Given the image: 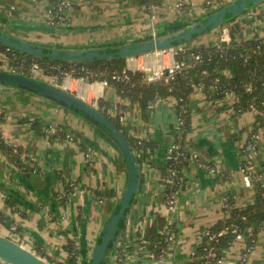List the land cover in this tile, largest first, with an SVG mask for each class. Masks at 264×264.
Segmentation results:
<instances>
[{
	"label": "crops",
	"instance_id": "0c3cea01",
	"mask_svg": "<svg viewBox=\"0 0 264 264\" xmlns=\"http://www.w3.org/2000/svg\"><path fill=\"white\" fill-rule=\"evenodd\" d=\"M69 1L72 7L66 10L65 19L51 24L49 20L56 0H0V28L42 44H111L159 32L202 15L226 0H161L153 6H159L160 14L158 17L152 14L150 19L146 17V7L138 0ZM175 1L183 4L180 8L183 12L191 10L194 13L171 18L168 22L161 19L156 26L152 19L172 15ZM230 22H235L230 28L232 40L264 36V2ZM241 24L249 26L243 31ZM223 27L216 29L221 32ZM234 33L237 34L235 37ZM206 36L208 38H200L201 45L216 43L212 37L216 35L208 32ZM3 56L0 51V68L5 65ZM170 60V53L154 51L127 58V66L131 70L152 68ZM66 78L62 82L66 87L89 102L97 101L103 110L106 105L101 107L100 100L128 112L130 133H142L141 138H149L156 145L155 152L147 160L140 161V189L127 209L118 245L120 254L125 257L123 264H139L138 251L149 253L148 258L156 260L153 264H187L205 231L224 218L223 196L227 194L235 206L245 207L255 200L258 189L264 187V125L257 131L256 148L250 157L254 166L250 185L245 184L241 169L249 159L245 146L251 138L255 110L237 109L238 95L233 92L214 102L196 88L190 100L192 131L189 137L195 149L191 152L198 155V160L184 168L186 183L179 194L177 192L179 209L165 223V228H176L177 233L168 240L163 256L151 255L148 245L141 243L142 237L157 242L163 235L168 236L161 233L160 221L155 218L154 211L163 206L162 203L168 210L172 209L165 202L166 185L161 174L167 148L177 131V100L172 95L156 98L154 106L147 109V121H143L139 103L121 96L113 84ZM0 111L4 114L0 128L5 139L22 146L38 163L34 174L27 175L19 171L0 149V209L9 215L7 212L11 210L6 198L17 197L15 208L10 207L18 211L14 213L16 219L13 222L19 225L23 237L40 250L39 254L44 251L46 257L52 256L59 264H86L91 252L90 237L96 246L107 218L119 200L118 197L115 202L106 201L99 191L109 189L113 195L117 191L120 196L126 182L119 150L80 115L39 94L2 82ZM35 120L43 123V132L37 129ZM55 129L58 134L54 133ZM83 152L89 157L87 165ZM202 161L215 166V171L200 165ZM68 182L75 183V191H68ZM95 200L105 206L96 210L99 220L91 222L89 214ZM140 223L143 225L139 226ZM247 238L233 240L224 249L220 264H234L246 248ZM69 240L80 251L74 260L66 247ZM54 255L64 258L56 259ZM0 264L8 263L0 259ZM244 264H264V225L257 230L254 248Z\"/></svg>",
	"mask_w": 264,
	"mask_h": 264
},
{
	"label": "trees",
	"instance_id": "16d2710c",
	"mask_svg": "<svg viewBox=\"0 0 264 264\" xmlns=\"http://www.w3.org/2000/svg\"><path fill=\"white\" fill-rule=\"evenodd\" d=\"M138 1L143 3L149 11L153 9L154 5L161 3V0ZM57 2L59 0H56L55 6ZM0 51L3 52L5 64L1 68L19 71L25 75H33L31 71L33 63H37L39 69H42L44 73L56 75L59 81L62 80L63 71H71L75 68L73 75L80 77L86 74V71L82 67L90 68L99 74L100 79H107L109 83L113 84L121 96L129 98L133 103H139L146 118H148L147 109L151 100L168 95L174 96L177 100V115L182 120V124L180 131L176 132L168 148L176 142L180 144V149L184 150L187 155L192 153L189 149V145H191L189 133L192 131L191 94L200 85L208 100L215 102L233 92L238 95V100L235 104L237 109L246 110L253 108L256 112V118L251 135L257 133L259 127L264 125V36H255L244 40H232L230 42L220 41L211 45L179 48L175 52V59L183 64L177 69L175 78L169 82L164 80L147 81L144 79V72L139 69L129 70L130 78L126 81L113 79L112 73L114 71L121 72L123 68L127 67V59L122 57L92 61H69L29 54L19 49L9 48L1 42ZM55 65H60L61 69H57ZM99 104L101 107H104V105L113 106V104L102 100L99 101ZM117 108L120 109L119 107ZM117 117L119 120V114ZM111 118L120 126L117 120L112 116ZM3 119L4 114L0 111V121ZM34 124L37 126V129L43 132L42 122L35 120ZM124 131L135 149L144 151L146 148H150L149 155L155 152L156 145L149 138H142V143H139L138 139L140 137L134 138L126 130ZM54 133L58 134V129H55ZM64 136L68 137L65 133ZM0 149L19 171L27 175L34 174L38 166L37 161L22 146H16L8 142L3 136L1 128ZM189 164L184 159L167 158L165 154V161L162 164L163 175L167 173L170 165L183 169ZM74 185V182L72 184L68 182V191H74ZM177 187L167 185L166 192L176 190ZM99 194L107 196L111 195L112 191L106 189L99 191ZM231 201L233 203L232 199ZM6 202L12 208H15L18 199L15 196H9L6 198ZM117 208L118 204L114 209ZM0 220L11 231H20L19 225L3 213H0ZM233 224H237L244 234L248 236V243L254 239L253 243L255 244L257 230L264 225V187L258 189L255 200L247 206L237 207L233 203L231 211L227 212L224 218L209 228L213 232L227 228V232L220 236L219 241H210L208 235L204 234L201 243L191 254V258L187 264H219L216 257L213 258L209 255V248L211 246L215 247V249L218 248V255H222L223 250L230 246L234 240L235 234L231 231ZM13 225L15 226L14 229L12 228ZM167 243L168 236L163 235L159 241L150 240L147 245L150 252L154 256H158L162 249L166 248ZM66 247L70 251V256L73 260L80 254L79 249L73 241L69 240ZM41 253L45 254L44 251H41ZM49 259L54 258L51 256ZM124 259L123 253L119 254L116 264H123Z\"/></svg>",
	"mask_w": 264,
	"mask_h": 264
},
{
	"label": "water",
	"instance_id": "95a60500",
	"mask_svg": "<svg viewBox=\"0 0 264 264\" xmlns=\"http://www.w3.org/2000/svg\"><path fill=\"white\" fill-rule=\"evenodd\" d=\"M262 2L264 0H226L202 15L166 27L159 32L111 44H42L20 38L2 28H0V42L29 54L49 56L54 59L69 61H92L118 57L127 59L159 49L185 45V42L199 35L225 26V23L234 20ZM229 34L232 35L230 28ZM0 82L39 94L73 111L109 138L119 150L126 170V182L119 196L118 208L109 214L101 239L92 249L87 262V264H111L122 236L127 209L140 189V160L133 144L127 138L123 128L118 126L102 108L70 90L63 83H53L34 75H25L22 72L5 68H0ZM0 259L8 264H53L1 232Z\"/></svg>",
	"mask_w": 264,
	"mask_h": 264
},
{
	"label": "built area",
	"instance_id": "2783aa9c",
	"mask_svg": "<svg viewBox=\"0 0 264 264\" xmlns=\"http://www.w3.org/2000/svg\"><path fill=\"white\" fill-rule=\"evenodd\" d=\"M176 6L178 8H182L183 4L181 2H178L176 4ZM72 7V4L70 1L68 0H59V2H57L56 6L54 7V9L51 12V17H50V23L51 24H57L58 22H61L65 19L66 15L64 14V10L65 9H69ZM230 42L232 41V37L229 34V27L228 26H224L221 32V42ZM186 47V45H180L178 47H169V48H165V49H159V50H155L158 52H162V53H170L172 55V60H170L168 63L165 64H161V65H157L154 66L152 68L149 67H145V68H139V70H142L144 72V79H146L147 81H155V80H164L166 82H169L171 79L175 78V74L177 69H179L182 66V62H178L175 59V52L177 49L179 48H184ZM10 48V47H9ZM154 52V51H152ZM149 53V52H148ZM199 56V55H197ZM55 67L57 69H61L60 65H55ZM83 70L86 71V74L77 77L78 79L82 80V81H87V82H91V81H101L104 84H108V80L107 79H100L99 78V74L97 72H94L93 70H91L90 68H85L82 67ZM39 70V65L37 63H33L31 65V71H37ZM129 70H131L128 66L123 68L121 72H116L114 71L112 73V78L116 79V80H128L130 78V73ZM136 70V69H135ZM75 71V68H73L71 71H63V79L65 77H75L73 75ZM248 88H250L248 86ZM198 89H202V86L200 85L198 87ZM94 104H96L97 106L98 103L97 101L93 102ZM154 106V100H151L148 104L149 108H152ZM116 107V106H114ZM104 111L110 115L113 111V106L109 105L106 106L104 108ZM119 120L122 121L124 120V113L120 112L119 113ZM181 124H182V120L180 119V117L178 116V124H177V131H180L181 128ZM49 130H51L49 128ZM176 134V133H175ZM69 136V135H68ZM256 136L257 133L252 134L251 138L247 141V144L245 146V151L248 153L249 159L243 163L241 165V169L244 173L243 178H244V182L247 185H250L252 183V171H253V163L251 162V154L252 152L255 150L256 148ZM139 143H142V138L140 137V139H138ZM90 150H88V154H90ZM135 152L137 149H135ZM150 152V148H146L144 150V153L147 155V157H149L150 155L148 154ZM166 157L167 158H177L179 160H185L188 163H192L194 162V160H198V155L196 153H191V154H186V152L182 149H180V144L174 142L166 151ZM137 154V152H136ZM138 157H139V152H138ZM146 157V160H147ZM140 158V157H139ZM202 166L207 167L210 171H215V166H213L211 163L209 162H205L202 161L199 163ZM184 169V168H183ZM183 169H180L178 166H172L170 165L168 167V171L166 174H164V180L166 183V186H178L176 190H173L171 192H166L165 195V202L168 205L169 208H174L177 204V192L179 189H181L182 187H184L186 181H185V175L183 173ZM72 184V182H71ZM74 188H76V185H74ZM223 207H224V213L226 214L227 212H230L231 209L233 208V203L230 199V196L225 194L223 196ZM12 228L14 229L15 226L13 225ZM231 231L235 234V238L237 239H242L245 238L246 235L244 234V232L239 228V226L237 224H233V226L231 227ZM227 232V228H223L218 232H213L210 229H207L205 231V234L208 235V238L210 241H219V238L222 234ZM11 233L13 234L14 231H11ZM174 237V234H168V240L172 239ZM149 242L148 239H143V243L145 245H147V243ZM254 239H252V241L250 243L247 244L246 248L243 250V252L240 253L239 258L236 260V262H234V264H244L245 261L247 260L250 252L252 251V249L254 248ZM119 247V246H118ZM218 249V248H217ZM217 249H215V247L211 246V248H209V255L213 258L216 257L217 262L220 264L221 262H223L224 259V254L222 255H218L217 253ZM224 251V250H223ZM118 255L120 254V249L118 248ZM166 252V248H163L161 253L159 254V256H163V254ZM151 255L154 256L153 253L150 252ZM117 255V256H118Z\"/></svg>",
	"mask_w": 264,
	"mask_h": 264
},
{
	"label": "rangeland",
	"instance_id": "374dc122",
	"mask_svg": "<svg viewBox=\"0 0 264 264\" xmlns=\"http://www.w3.org/2000/svg\"><path fill=\"white\" fill-rule=\"evenodd\" d=\"M69 1V0H68ZM206 1V0H205ZM178 2L177 1H175V2H173V5H174V7H175V11H174V13L172 14V15H167L165 18H160V19H152V20H154L155 21V25L157 26L159 23H160V20L162 19V21L163 22H168V21H170V19L172 18H176V17H179V18H182V17H184V16H187L188 14H190V13H194V12H192L191 10H188V11H186V12H183L182 10H180V8H178L177 6H176V4H177ZM261 4V3H260ZM217 5H219V4H217ZM145 6V5H144ZM177 8V9H176ZM158 9H159V6H156V7H154L151 11H149V10H144L145 11V13H146V17H147V19H150V18H152V14H156V16L158 17V15L160 14V13H158L159 11H158ZM66 10L67 9H65L64 10V14H66L67 12H66ZM257 18V17H256ZM256 18H255V20H256ZM234 23L235 22H227V23H225V24H227V26L229 27V28H232V26L234 25ZM224 24V25H225ZM249 25H247V24H241V28H242V30L244 31V29H246L247 27H248ZM120 27V26H119ZM150 27H151V30H153V28H152V25H150ZM221 27V26H220ZM218 29V28H217ZM217 29H213V31L211 30V31H209V32H211V34H214V35H216V36H212L213 38H214V41L216 42V43H218V42H220L221 41V39H220V36H221V32H220V29H219V31L217 30ZM219 32V33H218ZM208 33V32H207ZM207 33H205V34H202V35H200V36H198V37H196V38H193L192 40H190V41H187V42H185L184 44L186 45V46H188V47H195V46H199V45H201L202 43H199V40H200V38H208L207 36H206V34ZM237 34L236 33H234L233 34V36L235 37ZM208 41V43H210V41L209 40H207ZM33 73V75L34 76H36V77H39V78H41V79H45L46 81H50V82H53V83H56V81L58 82L59 81V79H57L58 77L56 76V75H50V74H46V73H44L43 72V70L42 69H39V70H37V71H34V72H32ZM62 82H63V78H62V80H60V82H59V84H62ZM120 112H123V113H125V120H122V121H119L118 120V114L120 113ZM113 117L115 120H117V122L119 123V125L123 128V130H126L127 131V133L128 134H130L132 137H141L142 136V133H138V134H135V133H130L131 131H129V127H130V122H129V114H128V112H124V110H119L117 107H114L113 106V111H112V114L110 115V117ZM142 119H143V121H147V119L148 118H146L145 116H144V114L142 113ZM52 122V121H51ZM50 122V123H51ZM190 147H189V149H190V151H194L195 149H194V147H193V145H189ZM136 152H137V154H138V152H139V160L140 161H145L146 160V157H147V155L144 153V151L143 150H141V149H138V150H136ZM83 154H84V156H86V158L87 159H85V162H86V165L87 164H89V157L86 155V152L84 153L83 152ZM83 156V157H84ZM156 170H157V168H155ZM148 172H151V171H148ZM154 173V172H153ZM156 174H158V173H156ZM161 176H162V178L164 179V175L163 174H161ZM161 178V177H160ZM163 184H165L166 185V183H165V180L163 181ZM78 185V184H77ZM81 187H82V184H79ZM181 189H179L178 190V194H179V191H180ZM75 191V190H74ZM119 191V190H118ZM178 194H177V196H178ZM119 194L117 193V191H116V195H113V194H111V195H107V196H105V199H106V201H110V200H112V201H116L117 199H118V196ZM6 204H7V206L9 207V209L11 210V211H8L7 213H9V215H6L5 213H4V211H2L1 209H0V213H3L5 216H7V217H9L10 219H12V220H14V219H16V216H15V214L14 213H16V212H18L16 209H11L10 207V205L6 202ZM161 205H163V206H160V207H157L156 208V210L154 211V215H156L155 216V218H158L159 219V221H160V228H161V233L162 234H171V233H177V230H176V228L174 229H168V227H166L165 228V223L166 222H168V220L170 219V217L171 216H174L175 214H176V212L178 211V209H179V207H178V205H176L174 208H172V209H170V210H168L167 208H166V206L164 205V203H162ZM103 206H105L103 203H99V201L98 200H95V202H94V205H93V209H92V212L89 214V218H90V220H91V222H92V220H99V212L97 213V211L96 210H99V208H102ZM156 206V205H155ZM106 225V224H105ZM143 224L142 223H140L139 224V226H142ZM180 226V223H179V225L177 224V227H179ZM96 227V226H95ZM96 230H99V228L98 227H96ZM139 230H141V227H139ZM0 232L1 233H3V234H5V235H7V236H10L11 238H13L14 240H16L17 242H19V243H21V244H23L24 246H26V247H28L29 249H31V250H33L35 253H37V254H39L40 252H39V250H38V248L37 247H35V246H33V244L32 243H30L29 241H27L24 237H23V235L21 234V232H19V231H14V234H12L11 233V229L9 228V227H7L5 224H4V222L3 221H1L0 220ZM145 237H142V239H141V243L143 244V245H145L144 243H143V239H144ZM234 240H237V238H235ZM138 243V242H137ZM94 243H93V241H92V237H90V246H89V248H90V250L92 251V249L94 248ZM119 248H120V246H119ZM139 249H141L140 247H139ZM138 249V250H139ZM142 250V249H141ZM139 252V258H138V261H139V264H153V263H155V261L156 260H154V259H149L148 258V255H149V253H147V252H145V251H138ZM91 253V252H90ZM118 248L116 249V254H115V258L112 260V263L111 264H116L117 263V255H118ZM41 256H43L44 258H46V259H48L49 260V258L48 257H46L45 255H42V254H40ZM48 255H50V254H48ZM188 255V254H187ZM54 257L56 258V259H58V258H61V259H63L64 257H63V255L62 256H56V255H54ZM147 257V258H146ZM188 257V256H187ZM239 258V257H238ZM61 259H59V260H61ZM53 260V259H52ZM65 260H66V255H65ZM189 260H190V258H189ZM54 262H52L53 264H59V263H57V261L56 260H53ZM63 261V260H62ZM86 264H87V262H86Z\"/></svg>",
	"mask_w": 264,
	"mask_h": 264
},
{
	"label": "bare ground",
	"instance_id": "6f19581e",
	"mask_svg": "<svg viewBox=\"0 0 264 264\" xmlns=\"http://www.w3.org/2000/svg\"><path fill=\"white\" fill-rule=\"evenodd\" d=\"M66 79L72 80V78H69V77H67ZM66 79H65V80H66ZM65 80H64V81H65ZM64 83H65V82H64Z\"/></svg>",
	"mask_w": 264,
	"mask_h": 264
}]
</instances>
